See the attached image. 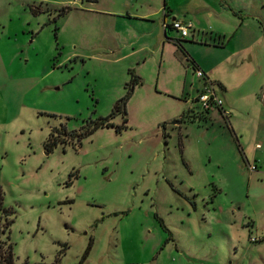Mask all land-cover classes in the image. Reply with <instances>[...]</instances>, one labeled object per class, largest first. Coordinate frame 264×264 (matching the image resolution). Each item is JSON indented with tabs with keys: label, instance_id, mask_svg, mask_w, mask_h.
<instances>
[{
	"label": "rangeland",
	"instance_id": "1",
	"mask_svg": "<svg viewBox=\"0 0 264 264\" xmlns=\"http://www.w3.org/2000/svg\"><path fill=\"white\" fill-rule=\"evenodd\" d=\"M120 1L0 0V185L15 264H78L90 238L80 264H264V0H229L239 29L226 45L192 44L221 61L226 114L176 112L184 101L164 91L162 69L155 86V64L112 126L78 140L73 129L110 114L130 79ZM52 137L64 142L48 151Z\"/></svg>",
	"mask_w": 264,
	"mask_h": 264
},
{
	"label": "crops",
	"instance_id": "2",
	"mask_svg": "<svg viewBox=\"0 0 264 264\" xmlns=\"http://www.w3.org/2000/svg\"><path fill=\"white\" fill-rule=\"evenodd\" d=\"M236 14L229 0H121L120 18L124 21H120V24H123L124 30H120V37L126 34L135 36L133 38L135 40L126 42L120 39V61L125 62L128 70H133L140 77V83L134 87L129 101L145 83V70H150L155 64L157 66L155 86L159 87L162 69L167 73L169 83L164 87L167 89L164 91L173 98H182L184 101L176 112H183L186 108L185 115H191L194 105L199 106L194 99L207 80L216 83L222 92L224 90L228 93L229 84L215 72L216 65L221 61L199 59L192 44L196 42L205 46L226 45L239 29ZM173 19L191 23L186 36L181 37L179 31L172 26ZM244 21L240 22V27ZM229 25L237 27L229 30ZM145 37H150V41H144ZM242 49L245 50V47ZM175 51L183 54L181 58L185 63L180 57H177V63L174 62ZM197 68L205 72L204 77L196 73ZM190 71L197 77L195 80L189 78ZM224 107L223 100L222 108L212 107L207 112V119L218 113L222 116L225 112Z\"/></svg>",
	"mask_w": 264,
	"mask_h": 264
},
{
	"label": "trees",
	"instance_id": "3",
	"mask_svg": "<svg viewBox=\"0 0 264 264\" xmlns=\"http://www.w3.org/2000/svg\"><path fill=\"white\" fill-rule=\"evenodd\" d=\"M129 72H130V79L125 84L126 91L119 99L116 100L110 114H108L107 116H99L95 119H90L89 120L90 122L85 121L80 130L76 131V129H73V131L75 132L74 136L78 140H80L86 135L91 134L98 127L112 126L113 125V122L111 121L112 116H114L117 112H122L123 114L126 112V105H127V102L130 96L132 95L134 87L140 83V77L137 74H135L133 70H130ZM194 101H197V99L195 98ZM196 107L197 108L191 109L192 121L196 119H207L208 118L207 112L209 110L202 109L200 105ZM126 120L127 118L124 117L123 122L125 123ZM123 126H125V124ZM120 129H121V126H117V130H120ZM58 142H64V141L63 139L60 140L57 137H52L51 139L45 140L44 145H45V148L48 151H50ZM11 213H12V208L6 206L4 203V193L0 185V264H15L13 243L10 240V237L8 234V229H9V226L12 220V218L8 219V216ZM158 220L160 221L162 226L166 228L163 220L160 217H158ZM91 246H92V238H90L87 246L82 252V255H81V258L78 264H80L86 259ZM54 262H52L51 264H59L57 262L56 263ZM35 264H44V263L37 262Z\"/></svg>",
	"mask_w": 264,
	"mask_h": 264
},
{
	"label": "built area",
	"instance_id": "4",
	"mask_svg": "<svg viewBox=\"0 0 264 264\" xmlns=\"http://www.w3.org/2000/svg\"><path fill=\"white\" fill-rule=\"evenodd\" d=\"M171 23L172 26L179 31L181 37L189 33V28L191 26L190 22L173 19ZM195 71L199 76H205V72L202 69L197 68ZM196 99L202 109L210 110L212 107L222 108L223 100L217 94L214 82L211 80L205 82L203 89L198 93ZM250 166L254 168L256 165L251 164Z\"/></svg>",
	"mask_w": 264,
	"mask_h": 264
}]
</instances>
